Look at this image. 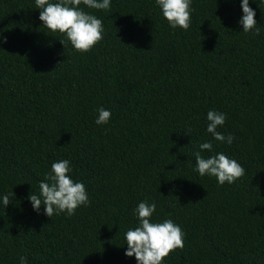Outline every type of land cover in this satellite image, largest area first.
Instances as JSON below:
<instances>
[{
  "label": "trees",
  "instance_id": "1",
  "mask_svg": "<svg viewBox=\"0 0 264 264\" xmlns=\"http://www.w3.org/2000/svg\"><path fill=\"white\" fill-rule=\"evenodd\" d=\"M79 7L103 22L87 51L44 27L35 0H0V264H137L124 233L141 200L183 231L163 264H264V0H250L249 32L240 0H192L187 29L155 0ZM100 106L111 116L97 125ZM210 108L227 114L217 131L232 144L206 131ZM198 150L245 172L231 184L201 176ZM65 158L90 202L49 217L28 197Z\"/></svg>",
  "mask_w": 264,
  "mask_h": 264
},
{
  "label": "clouds",
  "instance_id": "2",
  "mask_svg": "<svg viewBox=\"0 0 264 264\" xmlns=\"http://www.w3.org/2000/svg\"><path fill=\"white\" fill-rule=\"evenodd\" d=\"M88 8L106 10L111 7L112 0H83ZM156 5L167 19L172 28L182 27L187 29L190 25L192 0H155ZM36 9H39V19L47 29L62 34L60 41L63 45L70 42L71 46L80 51L91 49L102 39L103 22L95 14L79 7L80 0H35ZM242 16L238 23L243 32L253 30L257 25L256 12L250 7V0H240ZM255 31L258 33L259 28ZM6 42V37L0 36ZM226 113L214 108L207 111L206 131L220 142L232 144L235 136L233 133L217 131L218 126L225 123ZM111 116V110L98 107L95 123L106 124ZM199 149L212 150L211 140L199 144ZM194 170L201 176H215L219 184L233 183L241 177L245 169L235 158L229 157L224 152L204 156L201 151L194 152ZM71 161L58 159L52 162L51 171L45 174V179L39 181V191L31 192L29 200L35 211L39 212L43 205L44 214L52 217L53 214L66 212L73 215L75 210L88 204L89 195L82 180H74ZM9 193H0V202L9 205ZM157 204L155 201L141 200L134 209L137 217V226L129 227L124 237L127 248L125 255L135 256L137 264H163V260L171 250L183 247V231L179 224L172 219L156 221L152 219ZM19 264H27V258L20 257Z\"/></svg>",
  "mask_w": 264,
  "mask_h": 264
}]
</instances>
